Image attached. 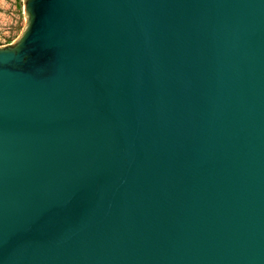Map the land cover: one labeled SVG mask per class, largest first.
<instances>
[{
  "label": "water",
  "instance_id": "water-1",
  "mask_svg": "<svg viewBox=\"0 0 264 264\" xmlns=\"http://www.w3.org/2000/svg\"><path fill=\"white\" fill-rule=\"evenodd\" d=\"M0 48V264H264V0H27Z\"/></svg>",
  "mask_w": 264,
  "mask_h": 264
},
{
  "label": "rangeland",
  "instance_id": "rangeland-1",
  "mask_svg": "<svg viewBox=\"0 0 264 264\" xmlns=\"http://www.w3.org/2000/svg\"><path fill=\"white\" fill-rule=\"evenodd\" d=\"M27 0H0V48L16 44L26 32L30 15Z\"/></svg>",
  "mask_w": 264,
  "mask_h": 264
}]
</instances>
